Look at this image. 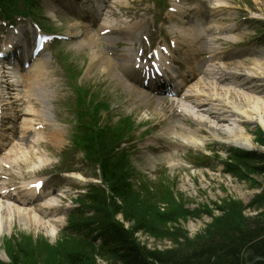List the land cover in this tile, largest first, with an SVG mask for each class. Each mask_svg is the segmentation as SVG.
I'll use <instances>...</instances> for the list:
<instances>
[{"label":"rangeland","instance_id":"rangeland-1","mask_svg":"<svg viewBox=\"0 0 264 264\" xmlns=\"http://www.w3.org/2000/svg\"><path fill=\"white\" fill-rule=\"evenodd\" d=\"M110 1L109 4L112 7L106 9V15H100L101 19L102 17L103 20L106 19L104 24H107L109 34H106L107 32L104 35L99 34L101 21L98 23V27L92 26L89 29L98 38L97 46L99 47L97 48L102 49L103 54L112 59V62L118 56L123 57L124 53L127 55L135 53L132 46H134V42L141 38L143 30L147 29L146 33L148 36L153 34V38L158 36L159 39L168 38L170 40L173 39V36L176 37V31L180 35L178 31L186 26L188 28H190L189 26H197L194 29H198L200 33L195 42V47L200 51L195 57L188 53L192 56L191 58H194L193 63L203 58V52H208L204 42L206 37L210 39L212 46L218 48L214 55L216 58H210L209 61L216 62L226 72L232 70L235 63H242L243 70L259 71L260 69L253 66L252 63L264 62V0H222L228 10L225 7H218L217 16L211 19L214 21L228 18L229 22H233V26L236 25L234 21H239L242 27L240 32H236L229 37L225 35L217 43H214L212 39L215 38L214 35L204 32L207 25H198L201 22L199 14L196 16L194 23L188 21V24L181 25L178 17L167 23H160V20L157 19V12L160 13L161 18L170 15L171 12L168 9L173 8V0ZM184 1L188 3L184 6L191 7L190 3L193 0ZM0 2H3L4 5L18 2L17 8L21 9L20 0H0ZM223 3H220V6ZM194 5L199 12L207 11L213 6L208 0L203 4L196 2ZM56 9L55 18H51L49 15V18L47 17L42 22L48 32L65 37L55 41V46L48 53L52 63L46 67L53 70V78L56 79L55 83L59 88L55 94L56 97L52 98L53 100L49 101V97L47 99L50 109L49 117L55 124L60 125L62 138L57 144L48 138L38 140V142L34 141L35 136L24 135L25 125L38 120L31 116H23L19 122L20 137L10 147L6 162L14 164L12 172L14 170L15 174L25 175L28 179H41L46 185V191L53 192L56 189L57 193L62 195V199L58 198L60 201L56 199L55 203L51 204L55 208L50 209L51 215L42 218L47 223L41 226L40 224L36 225L33 221L26 222L25 215L16 212L17 210H26L31 216H34L38 214L37 211H34L35 209H27L28 207L23 205L19 206L13 202L2 201L11 208L9 211L13 219L8 231L0 232V264H7L10 261L8 257L10 249L17 253L19 264H21L20 259L33 262V264H69L65 258L66 253H73L84 248L81 240L61 234V230L66 226V217L72 207L75 206L71 200L78 192L83 191L87 183L94 181L92 178L96 176L93 174L94 169L90 167L89 161L84 159L80 150L83 147L82 143H76L74 140L79 132L78 127L89 128L92 124L90 118L81 115L78 111V102L81 96L79 91L82 88L87 91L85 97L87 101L96 99L93 97L94 94L98 99V103L100 102V105L98 103L94 104L97 110H94L92 115L93 119L99 117L96 127L105 125L107 129H112L121 120L120 117L128 115L134 123V125L129 123L123 127L124 135L129 136L130 140L135 143V147L131 148L129 152L128 159L135 167L136 182L146 183L145 185L150 192H145L143 189L142 191L133 189L127 193L130 200L121 201L117 197L122 207L120 208L119 219L116 220L122 221L125 227L130 229L132 226L136 227L137 220L128 219L129 214L124 213L129 209H135L141 216L145 213L148 216L149 212L150 219L155 214L151 213L152 210L163 214H170L171 212L173 213V219L163 224L165 229H168V231L175 228L181 229L190 239L192 236L202 233L221 218L228 217L229 220H236L238 215H254L255 211L250 208V204L255 195L260 194L264 189V174L249 169L248 165L264 166V152L259 149L247 150L248 153L243 157L233 159L234 163L240 167V172L232 175L224 173L222 165L229 158H233L236 149L227 146L223 141L210 140L204 131L200 135L203 138L204 145H201L198 149L188 146L183 147L181 139L167 135L168 132L166 131L174 125H176V128L186 127L191 130L193 128L191 122L188 120V122L183 123L172 115L167 116V120H162L152 116L150 110L146 109L137 112L141 101L140 103H133L132 99L136 97V94L127 90L120 83V79L115 77V73L96 71L98 61L92 63L87 50L80 54L77 52L73 44L80 39L78 40V37H75L76 35H70L68 31L70 25L76 19L65 11L61 13L63 9L59 6ZM37 10L41 11L37 8L35 12ZM42 10L46 12L44 8ZM151 15H155L153 22H150ZM243 18L247 23H241ZM142 19L146 21V26H143V23L140 24ZM141 25L143 27L140 30ZM128 27L130 29H126ZM162 30H165V32H162ZM105 37H116V40L120 41L117 45L114 42H110L109 45ZM174 40L181 43L180 59H183L182 56L186 58L184 50L187 47L183 45L185 41L179 39V37ZM235 40L239 42L249 40V42L233 48L230 46L232 44L230 41ZM149 41L150 37L145 41V44ZM247 50H249V54H246ZM237 52H241L239 57H237L238 55L235 57L234 53ZM146 63L148 64V62ZM226 64L230 65L225 67ZM113 67L119 71V77L122 78V71L118 62ZM252 83L256 84V82ZM220 84L222 86L225 83ZM260 84L264 88V78H262ZM245 86L252 89L251 84ZM254 97L264 99V92L255 94ZM31 101L34 102L32 99ZM101 101L105 104L104 108L101 107ZM236 101L239 104H237L238 108L244 109V105H241L240 100ZM20 103L22 105L16 107L17 110H21L20 114L26 111L32 114V111L36 110L40 116V109L37 104H34L33 108L32 103L28 104L26 99H23ZM227 118L231 120L222 123V129L226 128L229 122H233V117L228 116ZM31 119L34 120L31 121ZM239 119L243 120L244 118ZM80 121H84V123L81 124ZM238 125L241 126V123L234 124L233 128H237ZM242 126L247 133L254 136L257 129L261 130V127L256 123L247 122L243 123ZM222 134L226 136L227 131H222ZM255 139L253 140L255 144L264 149V142ZM261 139H264V135ZM120 143L124 144L121 141ZM149 143L152 144L150 145L151 151H148L147 147L144 146L149 145ZM21 146L23 149H19ZM124 146L127 147V144L125 143ZM175 153L178 156L173 155ZM250 157L256 159L251 162L248 160ZM65 169H75V174H73L74 172H60ZM129 187L130 189L134 188L132 185ZM85 203L90 204V202ZM133 204L135 205L133 206ZM97 210H100V207L98 209L92 208L90 212L86 211V213L91 215L92 212ZM53 220H58L57 224H54ZM157 223L160 227L162 221ZM135 236L141 244H146L145 246L149 249L163 250L174 244L173 237L169 235H152L138 230ZM11 237L15 241H10ZM26 252L28 256L23 257L21 254H26ZM93 252L95 254V259H93L95 264H107L106 261L100 258V253Z\"/></svg>","mask_w":264,"mask_h":264},{"label":"bare ground","instance_id":"bare-ground-1","mask_svg":"<svg viewBox=\"0 0 264 264\" xmlns=\"http://www.w3.org/2000/svg\"><path fill=\"white\" fill-rule=\"evenodd\" d=\"M178 4H174L173 6L180 10L182 9V2H185L184 0H177ZM213 6L209 10L208 13H201L200 17L203 21V24L211 25L208 28V33H214L215 38H212L214 43H217L220 40V33L229 32L226 28H220L222 27V24L229 22L226 18H221L218 20L211 21L209 19L217 16L218 14V7H225L227 10L225 3L222 2V0H208ZM204 3L206 0H193L190 4L194 5V3ZM220 3L221 4L220 6ZM194 7V6H193ZM196 7V6H195ZM186 10V9H185ZM184 10V11H185ZM223 10V9H222ZM53 11V10H52ZM182 11V13L184 12ZM187 11V10H186ZM185 14V13H184ZM180 19L181 17L178 16ZM182 18H186L185 15ZM186 22V21H182ZM242 23H247L244 19L241 20ZM183 25V24H181ZM221 25V26H220ZM102 29L108 27L106 24L102 23ZM217 26V27H216ZM251 26V25H250ZM220 28V29H219ZM70 35H80V40L73 44V47L77 49V52L82 53L84 50L88 51V55H90L91 62H97L96 65V71H101L105 73H115V77L120 79V83L126 87L127 90L131 91L133 94H136V97H134L133 103H140V108L137 109V112H140L142 109L150 110L151 115L154 117L161 118L162 120H167V116L172 115L174 118L179 119L181 122L185 123L188 122V120L191 122L192 129L188 128H180L174 125L171 127L170 130L166 131L167 135H172L173 138H179L181 139L182 146H188V147H194L199 148L203 143V138H201V134L205 131L207 136L210 140H220L225 142L228 146H236L243 149H259L262 152H264V149H261L260 147L255 144L253 141L255 136L251 133H247L245 128L242 126L243 123H256L260 125L264 130V99L254 97L255 94H261L264 92V88H262L260 82L262 81L261 78H264V62L259 63H252L253 66L259 68V71L255 70H243V64L242 63H233L234 68L232 70H228L227 72L223 70L218 64L214 61L209 62V66L207 69L201 73V78L194 77L192 79L191 84H186L185 88H187L188 94L184 98V100L179 101L175 103L174 101H167L162 102L159 98L150 97L146 95L141 89H138L134 86H131L127 83L126 80H122V78L119 77L118 70H116L115 67H113L117 62L120 65L121 68H123L124 59L123 57H116L115 60L110 58H107L101 50H99L97 47L98 44V38L95 36V34L89 29L88 25H85L84 22H74L72 25H70L68 29ZM179 34L175 33L176 38L179 37V39H183L185 41L184 46L187 47V49L184 50L187 62L190 60V55L188 53H192L194 55L198 54V51H200L198 48L195 47V42L200 36L198 30H195L193 28L185 29L182 28L179 31ZM108 40V43L110 45V42H114L116 45L119 43L120 40H116V37L114 38H106ZM103 41H105L103 39ZM205 46L207 47L206 53L203 52V54H207L209 58L215 57L216 51L218 48L214 47L210 43V39L207 37L204 40ZM246 42H235L230 44V46H237V45H245ZM179 44H181L179 42ZM193 46V47H192ZM235 48V47H234ZM175 49H177L175 47ZM241 52L236 53L235 57H239ZM218 54V52H217ZM246 54H249V50L246 51ZM128 56V55H127ZM127 56L125 59L127 60ZM216 58V57H215ZM132 57L128 61H131ZM230 64H226L225 67H228ZM259 66V67H258ZM129 72H133L135 74H138V68L130 67L128 64L127 66ZM46 68L44 67V63L41 62V60L36 61L30 68V72H33V75L31 77H25L26 82V90L23 92V98H25L29 103H32V107L34 108V104H37L40 109V116L39 112L37 114L36 110L32 111V114L30 112L24 113L21 115L23 116H31L32 118H37L39 122H48L44 118V113H47L45 108L46 99L48 97L47 95V84H49L50 81H53L51 79V76H46ZM44 71V72H43ZM199 76V75H198ZM19 76H16L14 74L12 80L14 83L18 82ZM127 79L128 76L126 75ZM261 77V78H260ZM252 82H256V84H253ZM24 83V81L22 82ZM220 83H225L221 86ZM246 84H251L252 89L250 87H246ZM3 83L0 84V94L3 92ZM51 87V86H50ZM48 87V88H50ZM241 89V90H239ZM16 97H20V100L22 99L20 93H16ZM15 97V98H16ZM34 100L33 101H31ZM240 100L241 105H244V109L238 108V101ZM187 102V103H186ZM238 104V105H237ZM237 105V106H236ZM167 110V111H165ZM31 111V109H30ZM147 116V114H146ZM228 116L233 117V122H229L226 125V128L222 129L223 125L222 123L228 122L229 118ZM244 118L243 120L239 118ZM34 119H31L33 121ZM46 120V121H45ZM189 122V123H190ZM241 123V126L238 125L237 128H233L234 124ZM172 123V122H171ZM2 123H0L1 125ZM30 123L26 124L25 129L29 127ZM188 126V125H187ZM7 128H10L11 126H6ZM55 127V125H54ZM189 127V126H188ZM34 129L33 125H30V130ZM50 132H47L46 136L43 135V132H38L34 134L35 136L34 141L38 142V140H43L45 138L50 139L54 143H58L61 141L62 138V132L60 130H57L58 127L52 128ZM36 131H39L36 129ZM222 131H227V135L223 136ZM2 132V131H1ZM4 132V131H3ZM5 133V132H4ZM6 134V133H5ZM6 135V140L10 139L11 135ZM27 136H30L29 133L26 134ZM152 145L149 143L150 146ZM179 146V145H178ZM180 147V146H179ZM19 149H23V147H19ZM29 151V150H28ZM30 153V152H29ZM3 154L0 155V157ZM177 155V153L173 154ZM1 177V176H0ZM30 184V183H29ZM24 186H28L27 183L23 184ZM53 194V193H52ZM51 207L48 203H44L42 207ZM11 208L7 206L4 202L0 201V232L4 233L5 231H8L10 226L12 225V219L13 216L10 213ZM16 212L23 213L26 218V222L33 221L36 225H43L46 224L44 222L45 216L42 215V213L39 211L38 214H35L34 216H31L30 213H28L26 210H17ZM43 218V219H42ZM46 226V225H45ZM255 258H260V260H264V258L255 256ZM253 260L251 264L253 263ZM258 260V261H260ZM257 262V261H256ZM255 264V263H254Z\"/></svg>","mask_w":264,"mask_h":264},{"label":"trees","instance_id":"trees-1","mask_svg":"<svg viewBox=\"0 0 264 264\" xmlns=\"http://www.w3.org/2000/svg\"><path fill=\"white\" fill-rule=\"evenodd\" d=\"M240 154H242L240 151L235 153L237 156ZM255 159L250 157L248 160L253 162ZM229 164H227V171L233 172V166ZM100 166L112 196L108 202L104 190L96 189L100 192H95L91 197V200H94L93 203L100 207V210H97L98 217L94 219L93 223L96 225L91 230V234L97 231L98 235L103 237L104 243L98 247V253L107 264H251L255 256L264 258V189L251 201L250 208L255 211L254 215H238L236 220H229L228 217L221 218L202 233L188 239L183 230L175 228L168 231L163 226L173 219L171 212L163 214L152 210L151 213L155 214L150 219L149 212L148 216L146 213L141 216L135 209L126 210L124 213L129 214L128 219L137 220L136 227L132 226L131 229L115 220L114 214L121 212V207L114 197H118L121 201L130 200L127 193L133 188L130 189L125 182L126 176L121 170L120 160L111 161L110 158L108 160L103 158ZM248 166L249 169L264 174V166L250 164ZM142 189L150 192L145 186ZM158 221H162L160 227ZM82 225L72 219L69 230L78 232ZM138 230L152 235L172 236L174 244L163 250L149 249L145 246L146 244H141L137 240L135 233ZM80 239L84 248L73 253H66L65 258L69 264H95L93 260L95 254L94 249L90 247L91 243L87 239ZM21 255L28 256L27 252ZM9 256L12 258L11 264H19L17 253L12 249L9 250ZM24 261L25 259H20L21 264H33V262ZM255 264H264V260L257 261Z\"/></svg>","mask_w":264,"mask_h":264},{"label":"water","instance_id":"water-1","mask_svg":"<svg viewBox=\"0 0 264 264\" xmlns=\"http://www.w3.org/2000/svg\"><path fill=\"white\" fill-rule=\"evenodd\" d=\"M258 260H260V258H255L254 260H253V263L252 264H254L256 261H258Z\"/></svg>","mask_w":264,"mask_h":264}]
</instances>
